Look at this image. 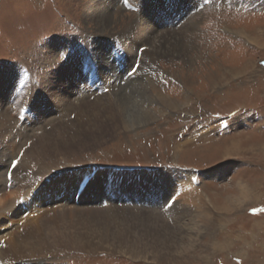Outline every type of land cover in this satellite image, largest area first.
Wrapping results in <instances>:
<instances>
[{"label":"rangeland","instance_id":"374dc122","mask_svg":"<svg viewBox=\"0 0 264 264\" xmlns=\"http://www.w3.org/2000/svg\"><path fill=\"white\" fill-rule=\"evenodd\" d=\"M95 1L109 4L102 11L103 21L92 12ZM223 1L0 0V73L17 68L12 79L18 81L17 86L23 84L15 104L2 106L5 116L0 121L21 129L25 137L18 140L26 141V147L40 144L44 134L52 141L41 174L30 162L21 167L26 147L17 154L12 149L11 155L3 157L0 181L7 183L2 193L12 187L23 193L31 188L36 211L49 206L53 211L66 205L58 202L64 199L70 179H75L71 175L78 177L74 188L90 177L84 192L76 195L77 200L72 198L76 205L125 204L153 210L174 226L185 248L174 259L62 250L22 264H264V0ZM137 20L144 27L135 30L132 23ZM146 26L154 31L148 38L143 37ZM161 34L177 38L179 45L155 52L153 43ZM106 60L110 65L103 69L111 82L107 80L101 92L92 88L94 92L70 97L57 93L54 109L52 93L36 98L32 94L27 102L32 115L23 116L26 108L20 102L26 90L33 84L43 88L47 73L68 65L76 69L75 75L81 66L93 63L102 69ZM39 72L45 74L43 79L38 78ZM142 76H148L151 83L135 94ZM85 82L78 80L80 86ZM128 93L153 101L143 104L142 95L145 121L133 116L129 99L119 98ZM79 96L83 109L93 113L89 124L81 128L74 123L76 113L64 118ZM34 103L43 104L42 115ZM65 122L74 123L68 126L69 132H64ZM210 126L219 128L206 134ZM35 154L34 158L41 155L40 151ZM10 160L19 161L13 170ZM182 171L192 174L190 186L189 180H183L184 194L189 192L194 198L191 203L196 211L178 223L173 220L176 207L164 203V198L182 197L177 195L186 187L178 182ZM85 172H90L88 177ZM26 175L31 178L29 188L21 186ZM48 178L49 186L41 190L40 183ZM94 182L98 189L91 187ZM242 186H247L248 197L243 195L242 206L229 211L242 197ZM101 187L103 195H95L92 189L98 192ZM192 229L199 237L192 232L194 237H188L187 230Z\"/></svg>","mask_w":264,"mask_h":264},{"label":"bare ground","instance_id":"6f19581e","mask_svg":"<svg viewBox=\"0 0 264 264\" xmlns=\"http://www.w3.org/2000/svg\"><path fill=\"white\" fill-rule=\"evenodd\" d=\"M219 1L221 3L222 2L224 3L223 0H217L218 3ZM95 2H93V4L91 5L92 12L96 13V18H97L96 20L100 19V21H103L102 19L104 17H102L103 15L102 11L104 7L105 9H108L109 4L108 3L103 4L104 1L103 3L102 2L95 3ZM142 22L137 20L134 24L132 23V28L136 30L137 28H139L138 27L139 25L140 27L141 25L143 26ZM190 27H193V26L192 25L187 26V29H189ZM150 29L151 28L148 26L144 28L143 30L144 34L147 35V36H143L144 38H148L154 32L152 31V29L151 30ZM103 31L105 30L102 29L101 31H99L98 34L101 35V32ZM156 37H157V40H155V43H153V45L155 46V52L159 51L160 49H165V47L169 45H171L172 48L179 45V43L177 42L178 41L177 38H173L172 36L170 37L169 35H162V36L156 35ZM87 46H88V43H87ZM83 52L85 51L83 50ZM87 54L89 53L87 52ZM109 63L110 61L108 60L102 63V66H103L102 69L95 65L91 66V64L87 66L85 65L83 69L81 66V69L77 70V73H76L77 75L72 74L73 70L75 71L76 69L70 70L71 68L69 66L70 69H68V65L62 66L61 69L59 68V70L53 69L51 72L47 73L46 75L44 74L45 76L41 72H39L38 78L40 79L42 77L43 79V76H44L45 82L46 81L48 82L45 83V86H43V88L38 87L39 85L33 84L29 88V91L25 89L26 97L22 98L20 102V106L26 108L23 116L32 115L33 111L29 109L28 107L29 104H27L28 101L29 102L31 101L32 94H35V98H36V97H40L42 93L44 94L46 92L52 93L51 103L53 107L52 109H54V107H57L56 106L57 104H54L53 102L58 98L59 96L58 94H62V95H66L70 97L71 95L77 96L78 93L89 92L90 90L93 91L92 87H89V85H85V83L82 86H80L78 84V80L84 79L88 82H91V81H95L99 79V80L104 81V83H107L106 78H108L107 76L109 75H107L108 73H106L103 68H106L105 65H110ZM144 68H141V69H144ZM15 70H17V68L10 67L8 70H6L5 74L0 73V118L1 116H5V114H3L2 112V109H4L5 107H2V106L3 105L8 106L11 102L15 104V100L22 92L21 89H23L22 88L23 84L21 86L20 85L17 86L16 84H19L18 81L15 79L14 80L12 79V74L16 73ZM64 73L66 77H61ZM139 80L140 82H138V85H137L138 87L135 88V90H137L134 92L135 94H137L138 92H142V90L144 91L146 89V86L151 83L150 82L151 79L148 78V76L147 77L142 76ZM128 88L130 87L128 86ZM40 89H41V92H39ZM135 94L128 93L125 97H119V98L124 99V100L129 99L130 106L134 107V110H135V112L133 113V116L136 115L137 118H141L142 117L141 114L146 113L145 112L146 109L143 105L144 102L148 103V102H153V101L151 100L149 101L148 100L149 97L147 98L143 94H142L143 99H142V95H135ZM61 100H64V99H61ZM80 100H82V98H80L79 96V101H77V103H73V102L71 103L74 107L73 108L74 111L72 109L70 113L68 112L67 114L64 115V118L71 116L72 113H76V115H74L75 116L74 123L75 125L78 124L77 126L81 128L84 124H89L90 120L92 119L93 113L89 111L90 109L88 111L86 109H83V106H81L80 104L81 102ZM140 101L143 102V104ZM35 105H36V110L39 112L40 115H42L40 113L41 111L39 108H41L43 104H39V105L35 104ZM58 107L61 108V110H63L65 106H63L62 108L60 104L58 105ZM65 109L67 110V108ZM48 114L49 113H45L44 115L47 116ZM86 116L88 117L87 121L84 119ZM6 118L11 120L10 115H7ZM147 118L148 117L146 118L142 117V119L140 120L145 121ZM65 120L66 119H63V121ZM84 120L86 123H84ZM132 121L133 120H131V122ZM10 123H16V122L13 121ZM27 123H29V121ZM74 123L68 124L65 122L63 126L64 132H69L70 130L69 125H74ZM23 126H24V130H26V125H23ZM80 128H76V129L79 131ZM218 128H219L218 126H210V127H207L206 130H204V132L208 134L213 129H218ZM20 130H18L17 127H14V125L12 124L10 126V125H7L5 122L0 121V163H1V160H3V157L6 156L7 153H8V156L11 155L13 151L12 149H15L16 151L15 153L17 154V152L20 151V149L26 147L25 146L26 141L22 143L20 142L22 141L21 139L18 140V138L25 137V135L23 136V134L19 133ZM39 140H41L40 144H36L34 146L32 143H30L29 145H27L26 154L24 155L25 157L22 159L20 163L21 167L23 166V164L27 165V162H30L29 163L30 166L35 164L36 166H38L37 170H39L37 171L38 172L37 174H41L42 170L44 171L45 166L42 165L41 163L43 162L42 160L45 161V158L49 156V152H50L49 146L52 142L48 138L47 134L46 135L44 134ZM17 142H20V143L17 145ZM234 148L232 149L234 150ZM232 149H230V151H232ZM39 151L42 156L41 155L39 156L37 154L39 157L34 158L33 156L36 155L35 152L38 153ZM11 157L13 158V156ZM34 159H35V162H34ZM30 166H28L27 168H30ZM4 170L8 171L7 168ZM79 174L81 176L83 173L79 172L78 175ZM89 174L90 172H87V173L85 172L84 176L87 175L88 177ZM0 175L1 176L3 175V171L2 173L0 171ZM71 176H74L75 179L73 180L70 179V182L65 187L66 194L64 195V199L62 200V202H58V203H63V204L64 202H67L66 205L62 204L63 206L59 207V209H54L53 211L52 210L50 211V208H49L50 206L48 208H42L36 211L35 205L32 201L33 189L31 188L28 192L23 193L20 191L21 189L15 191L14 189L16 188L13 189L12 187L10 191H5L6 193H2L3 191L2 188L4 187L6 188L7 182L6 180L1 182L2 180L0 179L1 180L0 181V233H1L0 235V264H17V263L22 264L23 263L22 261L24 260L29 262L35 259L37 260V258L43 259L44 257H46V255H48V253L52 251H62V250L63 251L64 250L66 251H86L89 253L108 252V253H116V254H121V255L128 254L134 257H139L142 255L144 256L145 254H149V255L151 254L152 257H155V258L156 257L157 258L167 257V258H172V259H174L176 255L185 251V248H183V246L181 245V242L183 241L182 237H179V234L175 231L174 226L164 217V215L157 214L153 210L146 211L145 209H143L144 207H141V206L140 207L135 206L133 207V209H131V207L126 206L125 204L123 206L112 204L111 206H108V207H97V206L85 207L86 205L84 207H81L80 205L79 206L76 205V203L74 202L72 198H74L75 192L79 188V186L77 188H74L75 186L74 184L78 182V177L77 175H71ZM180 177L181 178L178 180V182L182 183L183 180L187 179L189 180L188 186L191 185V182H190L192 178L191 172L184 171ZM29 179L31 180V178H29L26 175V179L21 183L22 184L21 186L23 188L31 187L32 183L30 184ZM49 181L50 180L48 178V181L45 180L40 183L42 186L41 190H44L49 186ZM93 181H96V180L93 179ZM93 185H96V183L94 182L91 186L95 188V186ZM185 185H186L185 182L181 184V186L183 187H185ZM83 187H85L86 189V185L84 186L82 185L81 188ZM94 188L92 190L95 192V195H99V196H101V194L103 195L104 189H102V187L100 188L98 192L95 191V189H98V188H95V189ZM190 188H192V186ZM72 189L73 190L75 189L74 193ZM181 189L182 190L177 195L179 196L181 195L182 197H180L179 199L176 198L177 200H176V203L174 204V208L176 207L177 212L174 215V209H171L169 211L170 214L174 215L173 220L175 222L177 221L178 223H181V221L183 220V218L186 217L187 214L190 213L189 215H192L196 211L195 206L191 203V201L194 200V198L189 195V192H186L184 194V191L187 190V185L185 188L181 187ZM246 189H247V186L241 187L242 193L240 196L242 197H239L237 199L236 205H234V207H231L229 211H233L234 208H239L242 206V203H244L245 201V199L243 198V195H245V197H248L247 196L248 192ZM192 192L194 191L192 190L190 194ZM46 195L47 193H45L43 197L41 198L42 202L44 203L47 198ZM92 200L95 201L96 199H92ZM162 200L163 198H160V201ZM164 200L166 201L164 203H167L169 200V195L168 196L166 195ZM158 204L160 205V203ZM87 205H90V204H87ZM150 208L152 207L150 206ZM6 226H9V228H7ZM5 228L8 229L7 232L1 231L3 229L5 230ZM187 232H188V237H194V235L191 234V232L194 233V229L187 230ZM194 234L196 235L197 233H194ZM197 235L199 237L200 233H198Z\"/></svg>","mask_w":264,"mask_h":264},{"label":"snow or ice","instance_id":"6c2138e0","mask_svg":"<svg viewBox=\"0 0 264 264\" xmlns=\"http://www.w3.org/2000/svg\"><path fill=\"white\" fill-rule=\"evenodd\" d=\"M19 163V161L18 160H16V161H11V167L12 168H15L16 167V165ZM168 204H169V206H171V205H174L175 203H176V200L174 199V196H170L169 197V200H168V202H167Z\"/></svg>","mask_w":264,"mask_h":264}]
</instances>
